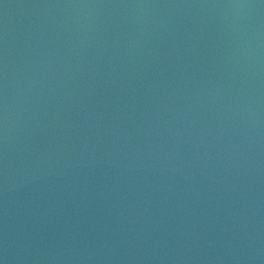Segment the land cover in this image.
Returning a JSON list of instances; mask_svg holds the SVG:
<instances>
[{
  "label": "water",
  "instance_id": "1",
  "mask_svg": "<svg viewBox=\"0 0 264 264\" xmlns=\"http://www.w3.org/2000/svg\"><path fill=\"white\" fill-rule=\"evenodd\" d=\"M0 264H264V0H0Z\"/></svg>",
  "mask_w": 264,
  "mask_h": 264
}]
</instances>
